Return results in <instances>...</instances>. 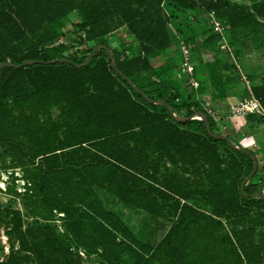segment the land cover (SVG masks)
I'll use <instances>...</instances> for the list:
<instances>
[{"label":"trees","instance_id":"obj_1","mask_svg":"<svg viewBox=\"0 0 264 264\" xmlns=\"http://www.w3.org/2000/svg\"><path fill=\"white\" fill-rule=\"evenodd\" d=\"M250 1L252 7L231 0H0V172L12 171L11 199L0 205V257L2 230L9 254L0 264H83L92 257L100 264H264V184L254 183L264 164L211 137L223 136L213 118L195 101L179 103L178 92L169 95L166 67L151 63L176 48L171 26L179 32L177 20L187 14L213 16L234 43L264 49V0ZM63 21L96 48H109L103 40L126 28L140 49L124 61L112 51L126 80L105 49L78 68L89 57L55 45ZM185 39L197 59L220 42L209 28ZM60 60L67 62L51 64ZM27 62L38 63L19 68ZM196 71L222 94L237 80L222 59ZM143 72H151L154 91L138 87ZM129 82L187 120L149 104ZM251 91L264 110V75ZM198 113L206 114L209 131ZM263 122L246 117L247 129ZM17 170L24 193L16 189ZM101 194L154 216L156 230H165L158 244L139 240Z\"/></svg>","mask_w":264,"mask_h":264},{"label":"rangeland","instance_id":"obj_2","mask_svg":"<svg viewBox=\"0 0 264 264\" xmlns=\"http://www.w3.org/2000/svg\"><path fill=\"white\" fill-rule=\"evenodd\" d=\"M240 4H244L249 7H252V4L250 2H247V0H243V2H241ZM177 21H178L177 23L184 25V22L181 19H178ZM171 27L172 30L175 32V28L173 26ZM226 28L227 27H225V29ZM72 31L73 29L71 27V24L67 21H63L60 26L61 37L55 45L56 46L64 45V47L67 50V53L74 57L77 58L90 57L89 51L92 49L94 51L96 49L97 43L85 44L84 42H82L81 38L77 35H74ZM225 31L226 30H224V33ZM224 33L222 39L224 37ZM127 34H129V32H127ZM125 35L126 32H121V34H118L115 39H112V41L103 40V42H105L108 45L109 47L108 49L111 52L115 51L118 54L119 56L118 59L120 61H124L125 59L129 60V59L137 58L138 55L140 54L138 43L134 41L133 38H130L129 40L128 38L125 37ZM176 41L182 44L184 43V45L187 48V51L189 52V60H191L192 51H191V47L187 45L188 43L186 42V39L177 36ZM179 43L176 45V49L166 52L165 54L162 55V57H158L159 58L158 60L170 59L169 61L170 63H172L171 65L173 66L180 65L182 63L181 60L175 61L169 58L170 55H172V53L175 52L179 53V48H180ZM119 45L121 46L120 48L116 47ZM126 51H128V53H126ZM180 54L183 57V53L180 52ZM183 62L185 63V60ZM189 67H191V63ZM254 69L255 70H253L252 74L248 72L249 76L245 74L246 71L245 72L243 71L244 72V76H243V73L241 72V70H239V68L235 69V77L237 78V80L235 84L229 87V91L236 94L238 96V100H235L231 106L226 107L227 110L229 111V112L226 111L228 115L226 117L224 116L225 118L222 119L223 123L218 125L217 127L219 131L223 134V136L230 138L229 140L234 146L240 147L246 151H251L254 155L258 157L259 163L264 164V122L261 123L260 125H257L254 129H243L242 124H240L241 126L236 125L234 123L228 124V120H226L227 117H229V114L231 115L230 112L232 111L233 107L238 108L241 106V104H244L246 101H248L249 98H252L250 93L252 92L251 89L253 84L256 81H258L261 76L264 75L260 73L261 71H259V69L257 68ZM153 81L154 78L151 77V72H143L140 75H138V87L142 88L144 91H148V89L149 91H154V87H152ZM190 102H193V100H190ZM202 105H204V102L202 103ZM175 115L180 119L184 117L183 112L181 115H177V114ZM232 116L241 117V116H236L235 114L234 115L232 114ZM257 117L260 119L262 115L259 114L257 115ZM18 172H19L18 170L15 171V177H18L19 174L16 175V173ZM11 174L12 171H9L7 173L0 172V205L3 206H5L11 199L10 197L5 195L7 187L10 186L12 183ZM254 183H256L257 186H259L261 183L264 184V176L261 175L260 177L254 179ZM21 188H22L21 183L16 182V189L20 191ZM101 197L106 208L109 209L110 211L116 212L124 220V222L130 227L131 231L135 234V236L139 240H141L144 243L150 244L152 246L158 244V242L161 240L162 236L164 235L165 230L162 227L156 230V227L158 226V222L156 221L157 219L154 216L145 213L144 211L132 207H128L125 204L118 202L117 200L112 198L109 194L108 195L101 194ZM12 208L15 210H20L25 215L26 223H30L29 217L26 215V212L24 211L23 207L20 204H14ZM160 222L162 223L164 221H160ZM55 227L60 233H63L62 224L60 221H57L55 223ZM5 241H7V239L4 237V230H2L1 242L5 248V251L0 257V262L3 261L5 257L9 254V245L8 242L5 243ZM83 264H100V261L97 257H92L89 260H86Z\"/></svg>","mask_w":264,"mask_h":264},{"label":"crops","instance_id":"obj_3","mask_svg":"<svg viewBox=\"0 0 264 264\" xmlns=\"http://www.w3.org/2000/svg\"><path fill=\"white\" fill-rule=\"evenodd\" d=\"M231 1L238 4L243 2V0ZM247 2L251 3L250 0H247ZM183 17L181 16V20L184 22V25L177 23L176 27L178 28L179 32H176V30L175 32L173 31L176 37L179 36L180 38H188L193 34L196 36H201L203 33H205L206 29H210L209 16L200 14L198 16L196 15L195 17L193 15L187 14L185 18ZM225 30L226 31L224 33L223 39L221 36H219L220 42L217 45V48H210L201 52L198 59L192 53L191 60H189L190 62L188 61V64L183 62L184 60L182 55L180 54V48L179 53H172L169 58L175 61L181 60L183 64L181 63L180 65L173 66L169 61L170 59L158 60V57H154L151 62L153 68L156 70H161L162 67H166L165 70L167 73L165 75L162 74L161 79L166 80L173 85V87L168 90L169 95L178 92L180 94L178 100L179 103H186L190 100H193L202 105V103L204 102V105H202L204 110L212 118H214L215 122L218 123L217 126L222 124V119H224L228 115L227 112L229 111L226 107L231 106L235 100H238V96L231 91H228L226 94H222L214 90L209 84L208 75L203 71H196V69L200 67V63L203 62L205 64H210L218 61L219 59H222L225 63L233 66L235 69L239 68V70H241V72L243 73V76L245 71V74L248 76L249 73L252 74L253 70H255L254 68L259 69V71H261L260 73L264 74V49L256 50L255 45L252 41H243L240 44L234 43L230 36L229 28L227 27ZM121 32H126L125 37L129 40L130 38H133L130 33L127 34V29L123 28L109 35L107 37V40L112 41V39H115L118 34H121ZM133 40L135 41L134 38ZM187 45L191 47L190 44ZM116 47L120 48L121 46L119 45ZM162 55H160L159 57H162ZM190 63L191 67H189ZM189 68L191 70H189ZM250 94L252 98H249L248 101L254 99L252 92ZM250 107L253 108V106ZM235 108L236 107H233L232 111L230 112L231 115L229 114V117H227L226 120H228V124L234 123L239 126H241L240 124H242L243 129H247L246 117L248 115H252L255 117L259 115L257 113H253L241 117H233L232 114L234 115L233 110H235ZM262 117H264V115H262Z\"/></svg>","mask_w":264,"mask_h":264},{"label":"water","instance_id":"obj_4","mask_svg":"<svg viewBox=\"0 0 264 264\" xmlns=\"http://www.w3.org/2000/svg\"><path fill=\"white\" fill-rule=\"evenodd\" d=\"M101 49H105V50L107 51L108 56H109V59H110V61H111V66H112V68H113V69H114V70H115V71H116V72H117V73H118L123 79L126 80V77H125L122 73H120V72L118 71V69H117V67H116V64H115V62H114V60H113L112 52H111L108 48H106V47H98V48H96V49L91 53L90 57L86 60V62H85L83 65L78 66V68H87V67L89 66V64L91 63L92 59L94 58L95 54H96L99 50H101ZM58 62H67V61H65V60L54 61V62H51V64H55V63H58ZM36 63H38V62H27V63L23 64L22 66H20L19 68H21V67H25V66H29V65H32V64H36ZM8 66H9V65H8ZM3 67H4V66H0V69L3 68ZM129 85H130V86H131L136 92L140 93V94L144 97V99H146V100L148 101L149 104L157 105V106H165V107H167L169 113H170V114H171V115H172L177 121H179V122H185V121L187 120V119H180V118H178V117L173 113V111H172L171 108L167 105L166 102L161 101V100H159V101H152V100H149V99L146 97V95L144 94V92L141 91V90H139L138 88H136L131 82H129ZM196 116H199V117H200L199 120H201V121H203V122L205 123V125H206V129L209 131L208 119H207L206 114H205V113H198ZM209 134H210L211 137H213V138H215V139H222V140L226 141V142H227L232 148L236 149L237 151L248 153L246 150H243V149L241 150V149L236 148V147L230 142V140H229L227 137H225V136H217V135H215V134H212L211 132H209ZM257 170H258V163L255 164V167H254L253 172H252V173L248 176V178L245 180L244 185H246L248 182H250V181L253 179V177H254L255 174L257 173ZM259 197H260L261 199L264 200V195H260Z\"/></svg>","mask_w":264,"mask_h":264},{"label":"built area","instance_id":"obj_5","mask_svg":"<svg viewBox=\"0 0 264 264\" xmlns=\"http://www.w3.org/2000/svg\"><path fill=\"white\" fill-rule=\"evenodd\" d=\"M209 22H210V29L213 30V32L219 36H223V33H224V30H225V26L224 24L216 19L215 17L213 16H209ZM180 44V51L183 53V58L185 60V63L188 64V61H189V52L187 51V48L186 46L184 45V43H179ZM189 70H191L189 68ZM250 106H253V108H251ZM253 113H257V114H260V115H264V110L262 109L261 107V104L259 103L258 100H256L255 98L251 101H246L244 104H241L240 107L236 108L234 110V114L236 116H245L247 114H253ZM19 172L16 173V175H18V178L20 181H17V182H20L21 185H22V188L20 189V193H24L25 192V182L22 180V173L20 174V170H18ZM64 215H60V217H63ZM6 238V237H5ZM7 239V238H6ZM7 241H5L6 243ZM80 255L82 257H85V254L84 252H80Z\"/></svg>","mask_w":264,"mask_h":264}]
</instances>
